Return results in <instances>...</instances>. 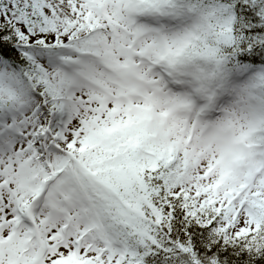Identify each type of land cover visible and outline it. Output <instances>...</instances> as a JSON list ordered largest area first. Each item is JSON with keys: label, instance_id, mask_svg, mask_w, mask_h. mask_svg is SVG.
<instances>
[{"label": "snow or ice", "instance_id": "snow-or-ice-1", "mask_svg": "<svg viewBox=\"0 0 264 264\" xmlns=\"http://www.w3.org/2000/svg\"><path fill=\"white\" fill-rule=\"evenodd\" d=\"M0 264H264V0H0Z\"/></svg>", "mask_w": 264, "mask_h": 264}]
</instances>
